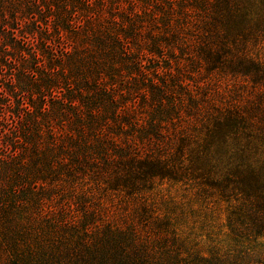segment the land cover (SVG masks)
I'll return each mask as SVG.
<instances>
[{"label":"trees","instance_id":"trees-1","mask_svg":"<svg viewBox=\"0 0 264 264\" xmlns=\"http://www.w3.org/2000/svg\"><path fill=\"white\" fill-rule=\"evenodd\" d=\"M0 117V264H264V0H0Z\"/></svg>","mask_w":264,"mask_h":264},{"label":"rangeland","instance_id":"rangeland-1","mask_svg":"<svg viewBox=\"0 0 264 264\" xmlns=\"http://www.w3.org/2000/svg\"><path fill=\"white\" fill-rule=\"evenodd\" d=\"M4 117H0V125L3 124L4 122ZM14 126L9 122L8 128ZM1 135V132H0ZM164 189L167 188V186H163ZM169 189L170 194L175 195V196H181L180 190L177 188H167ZM217 210L214 212V214H210L212 216V221L209 222L211 225L210 231H205L203 234L206 232L210 234V238L212 241H214L215 244H217L219 247H225L228 244H230V238L228 237V231L226 229L225 225V213H224V205L222 203L216 204ZM205 213L209 214L211 213L209 210H207ZM205 242L204 246L207 247L210 243L207 242L205 239H203ZM250 245L253 247V249L257 252H260L264 254V240H260L258 242H251Z\"/></svg>","mask_w":264,"mask_h":264}]
</instances>
